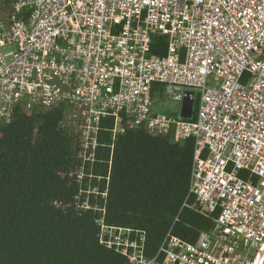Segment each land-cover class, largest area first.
<instances>
[{
	"label": "built area",
	"instance_id": "2783aa9c",
	"mask_svg": "<svg viewBox=\"0 0 264 264\" xmlns=\"http://www.w3.org/2000/svg\"><path fill=\"white\" fill-rule=\"evenodd\" d=\"M165 36V55L150 52ZM179 102L154 112L153 86ZM185 91L192 113L181 116ZM61 108L74 137L81 208L102 179L100 143L132 129L193 139L192 207L216 213L194 241L97 218L99 241L127 264H257L264 251V0H0V126L16 107ZM194 114V116H193ZM85 199L79 202V196ZM183 205H186V200Z\"/></svg>",
	"mask_w": 264,
	"mask_h": 264
},
{
	"label": "trees",
	"instance_id": "16d2710c",
	"mask_svg": "<svg viewBox=\"0 0 264 264\" xmlns=\"http://www.w3.org/2000/svg\"><path fill=\"white\" fill-rule=\"evenodd\" d=\"M166 48L165 36L152 37L151 53L162 56ZM153 90L154 101L163 98L159 85ZM63 112L17 106L0 126V264H127L99 241L101 215L107 225L143 233L148 257L168 231L194 241L213 227L216 213H200L188 194L193 139L180 143L142 129L114 139L104 133L98 168L106 196L89 197L104 211L81 208L75 196L82 187L68 177L78 162Z\"/></svg>",
	"mask_w": 264,
	"mask_h": 264
},
{
	"label": "rangeland",
	"instance_id": "374dc122",
	"mask_svg": "<svg viewBox=\"0 0 264 264\" xmlns=\"http://www.w3.org/2000/svg\"><path fill=\"white\" fill-rule=\"evenodd\" d=\"M179 107H180L179 102L175 100H171L168 97L164 96L162 101L153 104L152 110L154 112L171 114L178 111Z\"/></svg>",
	"mask_w": 264,
	"mask_h": 264
},
{
	"label": "water",
	"instance_id": "95a60500",
	"mask_svg": "<svg viewBox=\"0 0 264 264\" xmlns=\"http://www.w3.org/2000/svg\"><path fill=\"white\" fill-rule=\"evenodd\" d=\"M193 91H185V95L182 101L181 116L189 118L192 113V104H193ZM257 264H264V251L260 256Z\"/></svg>",
	"mask_w": 264,
	"mask_h": 264
}]
</instances>
